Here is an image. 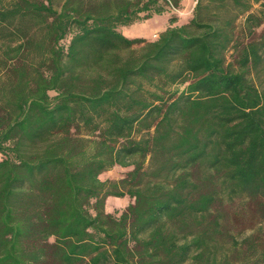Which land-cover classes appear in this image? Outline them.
Listing matches in <instances>:
<instances>
[{
	"label": "trees",
	"instance_id": "obj_1",
	"mask_svg": "<svg viewBox=\"0 0 264 264\" xmlns=\"http://www.w3.org/2000/svg\"><path fill=\"white\" fill-rule=\"evenodd\" d=\"M181 4L0 0V264H264V0Z\"/></svg>",
	"mask_w": 264,
	"mask_h": 264
},
{
	"label": "rangeland",
	"instance_id": "obj_2",
	"mask_svg": "<svg viewBox=\"0 0 264 264\" xmlns=\"http://www.w3.org/2000/svg\"><path fill=\"white\" fill-rule=\"evenodd\" d=\"M10 0H3L7 3ZM195 4V0H182L181 7L179 9H169L164 12L161 16H154L151 19H147L141 22H136L131 25L122 27L121 30L124 35L128 37H145L147 39H156L159 33L169 25L181 24L186 22L192 14V8ZM171 15H176L177 20L174 23H170L169 18ZM243 17L238 21L239 26H241ZM156 34V36H154ZM128 168L121 166H113L111 169L107 170L101 174L102 179L113 178L117 179L123 176ZM130 198H119V197H109L106 201V210L114 213H119L122 211L126 205L129 203Z\"/></svg>",
	"mask_w": 264,
	"mask_h": 264
},
{
	"label": "built area",
	"instance_id": "obj_3",
	"mask_svg": "<svg viewBox=\"0 0 264 264\" xmlns=\"http://www.w3.org/2000/svg\"><path fill=\"white\" fill-rule=\"evenodd\" d=\"M154 36H156V34H154Z\"/></svg>",
	"mask_w": 264,
	"mask_h": 264
}]
</instances>
